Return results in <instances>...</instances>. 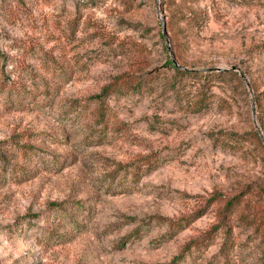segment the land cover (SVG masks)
Here are the masks:
<instances>
[{"label": "rangeland", "instance_id": "obj_1", "mask_svg": "<svg viewBox=\"0 0 264 264\" xmlns=\"http://www.w3.org/2000/svg\"><path fill=\"white\" fill-rule=\"evenodd\" d=\"M0 264H264V0H0Z\"/></svg>", "mask_w": 264, "mask_h": 264}, {"label": "trees", "instance_id": "obj_2", "mask_svg": "<svg viewBox=\"0 0 264 264\" xmlns=\"http://www.w3.org/2000/svg\"><path fill=\"white\" fill-rule=\"evenodd\" d=\"M173 68L176 70V72H178V73H180V74H188V75H192V74L194 75V74H196L195 71H191V70H182V69H180L179 67H173ZM228 73H230V71H229ZM148 85H149V84H148V82L145 80L144 77H139L138 82H136L132 88H133V89H138V90H139V87H140V88H141V86L147 87ZM111 93H119V88H118L117 86H115V87H114V86H110V85L105 86V87L102 88V91L100 92V94H98V95L96 96V98H99V97L102 96V95H107V94H111Z\"/></svg>", "mask_w": 264, "mask_h": 264}, {"label": "water", "instance_id": "obj_3", "mask_svg": "<svg viewBox=\"0 0 264 264\" xmlns=\"http://www.w3.org/2000/svg\"><path fill=\"white\" fill-rule=\"evenodd\" d=\"M216 70H218V69H216ZM241 78L244 79V77L242 76V74H241Z\"/></svg>", "mask_w": 264, "mask_h": 264}]
</instances>
